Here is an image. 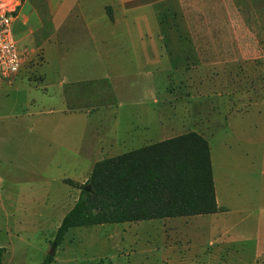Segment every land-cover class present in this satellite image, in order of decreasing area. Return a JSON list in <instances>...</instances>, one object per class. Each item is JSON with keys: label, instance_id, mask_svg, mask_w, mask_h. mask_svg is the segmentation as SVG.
I'll return each instance as SVG.
<instances>
[{"label": "rangeland", "instance_id": "obj_1", "mask_svg": "<svg viewBox=\"0 0 264 264\" xmlns=\"http://www.w3.org/2000/svg\"><path fill=\"white\" fill-rule=\"evenodd\" d=\"M1 1L24 55L0 87L4 264H264V0ZM64 70L97 93L89 118L35 87ZM100 120L146 128L98 149ZM188 132L209 142L218 212L74 227L55 245L97 161Z\"/></svg>", "mask_w": 264, "mask_h": 264}, {"label": "trees", "instance_id": "obj_2", "mask_svg": "<svg viewBox=\"0 0 264 264\" xmlns=\"http://www.w3.org/2000/svg\"><path fill=\"white\" fill-rule=\"evenodd\" d=\"M219 209L209 142L188 132L97 161L63 217L54 243L59 245L74 227L211 214ZM5 253L0 246V264ZM53 260L49 254L41 264Z\"/></svg>", "mask_w": 264, "mask_h": 264}, {"label": "crops", "instance_id": "obj_3", "mask_svg": "<svg viewBox=\"0 0 264 264\" xmlns=\"http://www.w3.org/2000/svg\"><path fill=\"white\" fill-rule=\"evenodd\" d=\"M15 20H16V17H15L14 21ZM13 35H14V33H13ZM100 55H101L100 52L97 53V57L100 58ZM145 73H149V72H145ZM97 79H101V77L97 78ZM83 81H85V80L78 79V78L74 77L73 74L68 75V71L66 72V70H64V71L60 72L58 81H55V82L53 81V83H50V81H49L46 84H40V85L35 86V87L42 90L44 93H46V95H50L51 92L55 88L60 89V91H61V94H60L61 98L60 99L66 101L67 103L71 102L72 103V108H71L72 111L81 112V114L88 117L89 115H91V112L89 110L90 101H93L96 98L97 93H94L92 95V93H90V90H89L90 87H88V89H85V88H87V86L83 85V83H82ZM120 89H121V87H119V85H117V84H115V86H113V90L116 92L118 100H119V105L121 106L122 105L121 100H122L123 95L121 94ZM153 91H154L153 88L147 89V93L150 92L151 94H153ZM50 111H52V109H49L46 112H50ZM75 114H78V113H75ZM81 117H83V116H81ZM100 122H101V126H102V120H100ZM128 123H129V126L124 128V127L120 126V122L118 121L115 126L112 125L110 128V130H112V133H108V131H107V133H103V131H101V130H108V128H106L105 126H102V129H100L96 126L95 132L98 134V137L96 140L97 148L98 149L104 148L105 140L107 138L112 139V141L115 142L116 147H124V146L126 147L127 143L123 140V138H124L123 132H125V134L128 135V134H133L135 131H138L140 128L141 129L146 128V124H144V123L139 124L138 122H135L132 120ZM128 151H130V150H128ZM125 152H127V151H125ZM215 187H216V185H215ZM215 190H216V188H215ZM219 207H221V206H219Z\"/></svg>", "mask_w": 264, "mask_h": 264}, {"label": "built area", "instance_id": "obj_4", "mask_svg": "<svg viewBox=\"0 0 264 264\" xmlns=\"http://www.w3.org/2000/svg\"><path fill=\"white\" fill-rule=\"evenodd\" d=\"M14 10H8L0 0V87L12 79L24 63L12 32Z\"/></svg>", "mask_w": 264, "mask_h": 264}, {"label": "water", "instance_id": "obj_5", "mask_svg": "<svg viewBox=\"0 0 264 264\" xmlns=\"http://www.w3.org/2000/svg\"><path fill=\"white\" fill-rule=\"evenodd\" d=\"M85 189L86 190H90L91 189V187L89 186V185H87L86 187H85ZM53 252L51 251V254H52Z\"/></svg>", "mask_w": 264, "mask_h": 264}]
</instances>
